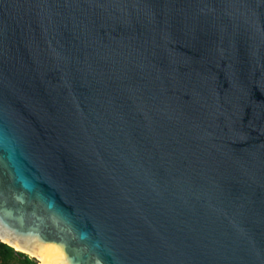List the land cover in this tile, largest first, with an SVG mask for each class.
<instances>
[{
    "label": "water",
    "instance_id": "water-1",
    "mask_svg": "<svg viewBox=\"0 0 264 264\" xmlns=\"http://www.w3.org/2000/svg\"><path fill=\"white\" fill-rule=\"evenodd\" d=\"M0 240L264 264V0H0Z\"/></svg>",
    "mask_w": 264,
    "mask_h": 264
},
{
    "label": "trees",
    "instance_id": "trees-1",
    "mask_svg": "<svg viewBox=\"0 0 264 264\" xmlns=\"http://www.w3.org/2000/svg\"><path fill=\"white\" fill-rule=\"evenodd\" d=\"M0 264H39L35 257L0 240Z\"/></svg>",
    "mask_w": 264,
    "mask_h": 264
},
{
    "label": "bare ground",
    "instance_id": "bare-ground-1",
    "mask_svg": "<svg viewBox=\"0 0 264 264\" xmlns=\"http://www.w3.org/2000/svg\"><path fill=\"white\" fill-rule=\"evenodd\" d=\"M38 258L41 260V263H42V264H48V262L45 261L43 258H41V257H38Z\"/></svg>",
    "mask_w": 264,
    "mask_h": 264
}]
</instances>
